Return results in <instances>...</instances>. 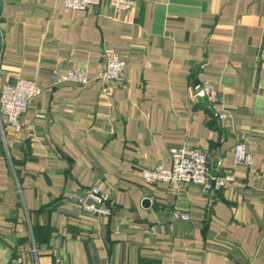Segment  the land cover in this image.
Returning <instances> with one entry per match:
<instances>
[{
  "label": "crops",
  "instance_id": "crops-1",
  "mask_svg": "<svg viewBox=\"0 0 264 264\" xmlns=\"http://www.w3.org/2000/svg\"><path fill=\"white\" fill-rule=\"evenodd\" d=\"M108 53L122 81L102 78ZM69 70L89 84L54 86ZM22 79L41 92L18 129L0 114V264H264V0H0V90ZM204 83L221 105L191 100ZM183 147L235 180L210 196L145 182ZM93 186L109 216L76 202Z\"/></svg>",
  "mask_w": 264,
  "mask_h": 264
},
{
  "label": "built area",
  "instance_id": "built-area-1",
  "mask_svg": "<svg viewBox=\"0 0 264 264\" xmlns=\"http://www.w3.org/2000/svg\"><path fill=\"white\" fill-rule=\"evenodd\" d=\"M66 10H88L99 8L104 0H63ZM113 11L133 9L136 0H108ZM106 67L102 78L110 82H119L123 79L125 63L116 53L106 55ZM84 70H69L67 72H53L52 83L59 87L65 84H74L84 88L89 84ZM41 92V88L33 80L22 79L13 84H5L0 90V114L7 118V122L20 127L22 117L27 113L30 102ZM192 101L207 99L210 103L222 104L223 99L215 87L210 83L196 84L190 87ZM218 118L227 125H233L229 114L220 112ZM234 156L238 164L249 166L252 156L247 151L244 142L234 147ZM172 165L166 168L162 165L155 169H143L142 176L149 184L167 183L176 186L196 185L205 196L223 189L228 183L235 180L234 174L227 171L224 174H213L210 171V155L201 149L189 147L171 149ZM82 210L89 214L109 216L112 213L108 205L109 197L98 186L85 191L83 196L75 199ZM177 218L188 220L186 215H176Z\"/></svg>",
  "mask_w": 264,
  "mask_h": 264
}]
</instances>
